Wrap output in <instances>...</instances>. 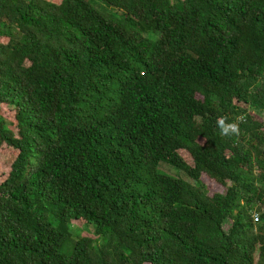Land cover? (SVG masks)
Masks as SVG:
<instances>
[{
  "label": "trees",
  "instance_id": "1",
  "mask_svg": "<svg viewBox=\"0 0 264 264\" xmlns=\"http://www.w3.org/2000/svg\"><path fill=\"white\" fill-rule=\"evenodd\" d=\"M263 117L264 0H0V264H264Z\"/></svg>",
  "mask_w": 264,
  "mask_h": 264
},
{
  "label": "rangeland",
  "instance_id": "2",
  "mask_svg": "<svg viewBox=\"0 0 264 264\" xmlns=\"http://www.w3.org/2000/svg\"><path fill=\"white\" fill-rule=\"evenodd\" d=\"M3 111V116L5 117V119H10L13 124L15 125V110L11 107H8V106H3L2 107ZM255 117L257 119H260L262 120V117L261 116H257L255 114ZM264 119V117H263ZM15 133L18 134V129H14ZM203 140L200 139V142H202ZM181 156L189 163H191V158L189 157L188 153L184 150H180L179 151ZM16 155V152L12 149V148H9L7 146H1L0 148V181L3 179L6 171L8 170L9 168V165L10 163L12 162V160L14 159ZM160 169L162 171H164L165 173L167 174H170V175H173V176H183V172L171 167L170 165L166 164V163H162L160 165ZM201 180L205 183V185H207L208 189H209V192L210 193H213V192H222L224 191V187L217 184L215 181H212L210 179H208V177L206 175H202L201 176ZM254 218H255V213L253 214ZM81 224V222L77 221L75 222L74 221V225H79ZM83 229H87L86 226L83 227Z\"/></svg>",
  "mask_w": 264,
  "mask_h": 264
},
{
  "label": "clouds",
  "instance_id": "3",
  "mask_svg": "<svg viewBox=\"0 0 264 264\" xmlns=\"http://www.w3.org/2000/svg\"><path fill=\"white\" fill-rule=\"evenodd\" d=\"M218 123H219V126L222 129V132L225 133V134L228 133L229 130H231L233 132L236 131V126L235 125H227V126H225L223 119H221Z\"/></svg>",
  "mask_w": 264,
  "mask_h": 264
},
{
  "label": "built area",
  "instance_id": "4",
  "mask_svg": "<svg viewBox=\"0 0 264 264\" xmlns=\"http://www.w3.org/2000/svg\"><path fill=\"white\" fill-rule=\"evenodd\" d=\"M255 215H256V214H255ZM257 217H258V216L256 215V216H255L256 220H257Z\"/></svg>",
  "mask_w": 264,
  "mask_h": 264
}]
</instances>
